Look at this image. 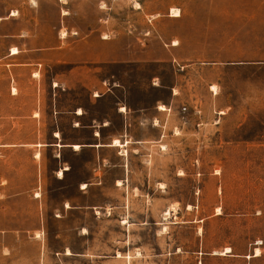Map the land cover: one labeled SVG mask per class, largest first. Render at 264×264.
<instances>
[{
    "label": "rangeland",
    "instance_id": "obj_1",
    "mask_svg": "<svg viewBox=\"0 0 264 264\" xmlns=\"http://www.w3.org/2000/svg\"><path fill=\"white\" fill-rule=\"evenodd\" d=\"M261 17L264 0H0V264H264V60H249L264 59L252 52L264 50V30L232 28ZM106 48L136 60L93 64ZM97 67L135 104L176 115L163 143L134 150L146 154V197L113 185L81 193L96 155L57 147L55 159L46 147L51 170L79 164L51 175L45 227L23 229L21 144L53 130L62 143L83 139L71 111L91 103Z\"/></svg>",
    "mask_w": 264,
    "mask_h": 264
},
{
    "label": "crops",
    "instance_id": "obj_2",
    "mask_svg": "<svg viewBox=\"0 0 264 264\" xmlns=\"http://www.w3.org/2000/svg\"><path fill=\"white\" fill-rule=\"evenodd\" d=\"M239 22L238 25L233 24L232 28L234 26L241 30L247 28L249 32L258 31V29L264 30V17L249 20L247 23L243 20ZM227 28H230V26ZM252 52L263 54L264 50ZM69 57L70 53L66 50L55 51L56 60L71 62ZM83 60L81 54L80 61ZM135 60L126 49L121 51L117 48H106L102 51L97 49L91 59L95 65L128 63ZM249 60L260 61L264 59L257 57ZM91 74L99 76L98 78L94 77L89 84H85L91 97V103L89 106H82L71 111L74 117L72 126L83 129L81 131L83 139L62 143L64 141L62 131L53 130L47 143L24 142L21 144V149L25 151L23 159L26 163L23 166V185L20 186L21 190L15 199L18 207L21 208L19 213L24 215V222H26V225L21 227L23 229L39 231L45 227V223L50 217L51 175L54 178L57 176L64 178L79 164V160L61 162L59 170H63V175H59V170L56 167L51 170L50 162L46 164V159L44 160V148L46 147H52L54 151L52 158L55 159L58 158L57 147L60 150L69 148L73 150L75 155L83 150L96 155L84 160V165L88 167L90 172L86 178L80 180L78 184L79 192L84 193L98 189L103 192L110 190L109 186L113 185V189H116L119 193L122 192L118 195L121 198L130 197V193L137 195L136 190L146 197L148 191L146 184V154L134 150L147 149L154 143H163L170 130L169 121L176 115L168 104H164L165 109H162L159 104L150 106L135 104L129 98L127 83L118 79L114 81L103 77L99 67L95 68ZM55 86L58 87L59 85ZM156 86L161 85L156 84ZM173 91L176 94L175 88H173ZM110 98H112L113 104L108 108V113L103 116L95 115L93 112L96 111L97 106L105 103ZM39 109L41 111V108ZM54 111L57 113L56 109ZM117 117L120 119L119 125L115 121ZM32 132L34 131L24 130L25 134ZM56 132H59V135H56ZM116 141H119L118 144ZM76 146H79V148L76 149ZM108 150H112V157L106 155ZM138 154L140 157H134ZM137 164L143 167V170H140V168L136 170ZM150 178L151 173L149 172V180ZM136 180L143 181L144 186L136 185L134 183ZM84 184H87V186H84ZM13 200L14 198L8 199V206L14 202ZM53 215H56L55 204Z\"/></svg>",
    "mask_w": 264,
    "mask_h": 264
},
{
    "label": "bare ground",
    "instance_id": "obj_3",
    "mask_svg": "<svg viewBox=\"0 0 264 264\" xmlns=\"http://www.w3.org/2000/svg\"><path fill=\"white\" fill-rule=\"evenodd\" d=\"M176 12H177V11H176ZM177 15H178V14H177ZM12 54H18V51L14 49ZM161 108H162V109H165L164 107H161ZM80 113H81V112H80ZM116 142H117V144H118L119 141H116ZM115 146H116V145H115ZM75 148L77 149V148H79V146H76ZM65 169H66V168H65ZM59 175H63V171H61V172L59 173ZM38 195H39V194H38ZM67 206H68V205H67ZM230 251H231L230 248H227L225 252L228 253V252H230ZM69 254H70V253H69ZM257 254H259V253L257 252Z\"/></svg>",
    "mask_w": 264,
    "mask_h": 264
},
{
    "label": "built area",
    "instance_id": "obj_4",
    "mask_svg": "<svg viewBox=\"0 0 264 264\" xmlns=\"http://www.w3.org/2000/svg\"><path fill=\"white\" fill-rule=\"evenodd\" d=\"M186 109V107H183V110H185Z\"/></svg>",
    "mask_w": 264,
    "mask_h": 264
}]
</instances>
